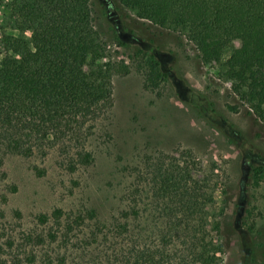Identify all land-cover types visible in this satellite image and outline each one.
<instances>
[{"label":"trees","instance_id":"1","mask_svg":"<svg viewBox=\"0 0 264 264\" xmlns=\"http://www.w3.org/2000/svg\"><path fill=\"white\" fill-rule=\"evenodd\" d=\"M93 1L106 15L130 11L185 38L264 126V0H13L8 28L29 34L0 35V166L4 155L54 152L72 175L113 148L119 179L110 183V199L55 207L28 223L17 211L8 220L0 208V264H220L221 246L206 241L207 227L218 233L220 223L205 212L213 197L204 193L190 150L175 159L177 151L163 153L144 138L128 160L115 144L113 78L133 67L150 93L174 79L150 49L132 47L131 37L114 39L130 45L127 62L100 63L113 42L94 26ZM206 166L214 176L216 166ZM253 178L264 183V169H254Z\"/></svg>","mask_w":264,"mask_h":264},{"label":"rangeland","instance_id":"2","mask_svg":"<svg viewBox=\"0 0 264 264\" xmlns=\"http://www.w3.org/2000/svg\"><path fill=\"white\" fill-rule=\"evenodd\" d=\"M93 3L95 28L113 42L108 43L110 53L100 63L127 62L126 57L133 53L130 45H117L114 39L128 42L131 37L132 47L150 49L160 67L170 68L174 79V86L160 85L150 93L142 87V78L133 67L126 76L113 78L117 148L128 160L134 146L144 138L157 143L163 153L177 151L175 159L180 158V152L186 155L190 150L197 164L194 173L205 185L204 193L213 197L214 204L205 212L220 223L218 233L207 227L206 237L207 242L221 246L219 263L264 264V183L255 184L253 178L254 169H264V126L230 92L228 82L219 76V67L202 65L185 38L137 21L130 11L116 15L112 10L106 15L96 1ZM12 4L13 0H0V35L28 38L29 32L8 28ZM228 57L229 52L221 59ZM109 154L97 153L90 167L72 175L59 166L54 152L29 158L4 155L0 166L1 210L8 220L17 211L22 222L28 223L33 215L55 207L112 198L110 183L119 178L112 175L115 149ZM206 162L216 166L214 176L208 173ZM34 167L40 169L41 176ZM209 176L211 180L205 181ZM13 186L16 190L11 193Z\"/></svg>","mask_w":264,"mask_h":264}]
</instances>
